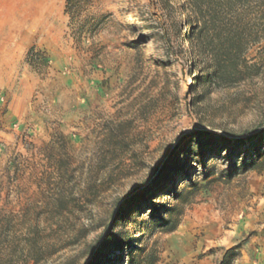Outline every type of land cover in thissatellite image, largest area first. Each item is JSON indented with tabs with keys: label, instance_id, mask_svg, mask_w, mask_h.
Wrapping results in <instances>:
<instances>
[{
	"label": "rangeland",
	"instance_id": "rangeland-1",
	"mask_svg": "<svg viewBox=\"0 0 264 264\" xmlns=\"http://www.w3.org/2000/svg\"><path fill=\"white\" fill-rule=\"evenodd\" d=\"M140 20L130 0H0V264H94L112 233L140 262L220 264L238 246L230 264H264V153L244 170L190 134L264 125V39L257 75L222 88L198 83L188 40L165 63Z\"/></svg>",
	"mask_w": 264,
	"mask_h": 264
},
{
	"label": "trees",
	"instance_id": "trees-1",
	"mask_svg": "<svg viewBox=\"0 0 264 264\" xmlns=\"http://www.w3.org/2000/svg\"><path fill=\"white\" fill-rule=\"evenodd\" d=\"M71 1L66 0L67 4ZM204 1H214L218 6L207 17L202 5ZM130 3L140 15L142 37L146 42L153 43L155 54L165 59V63L172 60L174 46L183 52L180 45L184 39L192 43L190 54L202 62L205 71L202 77L197 78L198 83L226 88L257 75L256 64L251 63L247 54L251 45L264 39V0H186V3L180 5H175L173 0H130ZM182 11L193 14L196 21V25L191 22V15L184 19L189 28L185 34H182L184 27L180 19ZM190 134L199 140V147L204 145V141H208L207 147H217L215 142H219L220 146H231L229 159L234 164L243 155L241 163L245 165L244 170H247L246 166L253 154L261 158L264 153L261 151L264 149V125L235 138L204 130ZM246 145L250 147L247 150ZM202 155L200 151L196 156L199 158ZM190 184L191 177L188 176L186 187H190ZM173 191L178 199L176 185ZM136 211L137 208L132 210L133 213ZM151 220L162 229H174L168 220L158 223L154 216ZM129 246L130 242L126 239L113 233L108 234L96 251L93 262L97 264L96 260L102 255L106 257V252L117 251V261L113 264H153L150 254L140 262L130 250L127 253ZM237 248L226 250L220 264H230Z\"/></svg>",
	"mask_w": 264,
	"mask_h": 264
},
{
	"label": "crops",
	"instance_id": "crops-1",
	"mask_svg": "<svg viewBox=\"0 0 264 264\" xmlns=\"http://www.w3.org/2000/svg\"><path fill=\"white\" fill-rule=\"evenodd\" d=\"M1 80H3L4 84L6 83L5 80H4V77H2ZM0 135H1V134H0Z\"/></svg>",
	"mask_w": 264,
	"mask_h": 264
}]
</instances>
